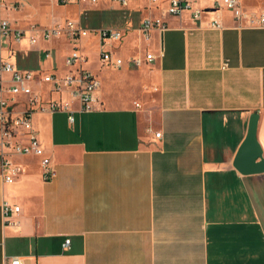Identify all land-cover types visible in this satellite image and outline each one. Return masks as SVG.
Instances as JSON below:
<instances>
[{
  "label": "crops",
  "instance_id": "1",
  "mask_svg": "<svg viewBox=\"0 0 264 264\" xmlns=\"http://www.w3.org/2000/svg\"><path fill=\"white\" fill-rule=\"evenodd\" d=\"M50 1L29 24L10 23L53 26L62 19L52 7L62 5L87 33L34 43L27 33L5 44L3 55L20 70L62 74L73 46L86 56L90 44L98 64L87 66L86 56L83 65L99 81L102 106L82 111L73 102L72 121L64 111L32 112L55 174L43 180L37 157L18 156L22 173L10 182L0 175V264L13 256L21 264H264V171L242 173L233 164L253 112L264 155V28L237 26L229 11L212 10L213 0H194L204 9L199 20L168 15L164 2L149 0H128L125 9L109 0ZM240 1L264 12V0ZM4 3L0 16L20 9L18 0ZM112 15L123 22L104 19ZM150 15H162L166 29L145 40L137 27ZM95 17L100 26H87ZM212 18L222 27H209ZM99 28L121 31L103 48L154 59L100 65ZM61 37L69 48L57 45ZM49 87L34 82L32 89L45 100ZM18 102L16 110L26 106L25 97ZM3 200L19 206L5 221Z\"/></svg>",
  "mask_w": 264,
  "mask_h": 264
},
{
  "label": "built area",
  "instance_id": "2",
  "mask_svg": "<svg viewBox=\"0 0 264 264\" xmlns=\"http://www.w3.org/2000/svg\"><path fill=\"white\" fill-rule=\"evenodd\" d=\"M61 3L77 2L81 4L95 5L101 0H58ZM119 4L123 9L127 8L128 0H109ZM154 6L165 3L164 11L168 15L176 16L184 12H190L195 20L201 18L204 9L194 6V0H149ZM5 5L0 0V7ZM13 4L10 7H16ZM225 9L230 12L237 26H249L264 28L263 11H246L242 8L240 0H213L212 10ZM211 28H221L219 19L212 18L208 22ZM166 29L162 15L145 16L140 20L137 30L145 40H148L153 30L163 32ZM101 40V48L98 53L100 65L112 68H120L125 63L139 67L154 59L151 52H146L144 56L133 55L124 59L116 52L103 48L106 40H118L121 31L117 28H99L93 30ZM28 35L29 42L34 43L38 39L48 40L52 36L66 35L73 39L87 33L86 29L80 27L78 23L66 19L53 26H37L31 23L27 29L13 26L8 19L0 16V175L4 182L15 180L22 173L23 168L15 160L18 156H35L41 166V177L49 180L54 176L55 169L52 167L50 158L45 154L32 126L31 114L36 110L64 111L68 115V120H73V102L79 104L82 111L95 110L102 106V101L98 96L99 81L96 76L90 73L84 63L87 57L80 51L78 45L73 46L71 51L65 56L64 63L67 71L62 74L55 72H38L20 70L3 55L5 44L19 43ZM45 55H50L45 50ZM49 84L47 98L44 100L32 89L33 83ZM51 92L58 94L57 99H51ZM66 93L67 97L62 98L61 94ZM26 98V106L16 110L19 99ZM157 137L160 132H155ZM19 210L18 205H12L6 200L2 202V212L4 221L13 213ZM66 239L64 245H68ZM4 264H21L18 256H13L9 262Z\"/></svg>",
  "mask_w": 264,
  "mask_h": 264
},
{
  "label": "rangeland",
  "instance_id": "3",
  "mask_svg": "<svg viewBox=\"0 0 264 264\" xmlns=\"http://www.w3.org/2000/svg\"><path fill=\"white\" fill-rule=\"evenodd\" d=\"M4 1V0H3ZM19 1V7L20 9H16V8H10L8 11H2L1 12V16L3 18L8 19V21H11L12 23H14L17 26L20 25H26L29 24V21H32V19H35L38 17V13L43 9H46V6L51 7V1L50 0H18ZM2 7H4V5H2ZM4 9V8H3ZM13 10H17V11H13ZM66 10L64 6H54L52 7V13L55 16H59L61 17L62 21L68 17H64V14H66ZM108 13V12H105ZM94 15H102V17L104 15L107 14H101L98 13L96 11H94L93 13ZM98 17H95L93 20L88 21L87 26L89 27H98L100 26L101 22L100 20L97 19ZM106 21H112L113 23H122L123 22V18L122 16H118V15H112V16H108L106 18H104ZM28 22V23H27ZM57 42V45L63 48H69V44L67 41H65L62 37L59 39H54ZM6 46H4L5 48ZM4 51V50H3ZM11 49L7 50V53H10ZM86 56H88V59H91L89 61V63L87 64V66H96L97 63V53H96V49H94L93 47L90 46V44H86L84 50ZM4 54V52H3ZM62 59V57L60 58ZM61 61V60H60Z\"/></svg>",
  "mask_w": 264,
  "mask_h": 264
},
{
  "label": "water",
  "instance_id": "4",
  "mask_svg": "<svg viewBox=\"0 0 264 264\" xmlns=\"http://www.w3.org/2000/svg\"><path fill=\"white\" fill-rule=\"evenodd\" d=\"M258 113L250 116L246 134L241 141L233 164L242 173H255L264 171V155L256 138V125Z\"/></svg>",
  "mask_w": 264,
  "mask_h": 264
}]
</instances>
